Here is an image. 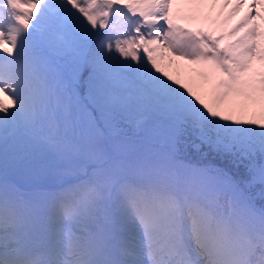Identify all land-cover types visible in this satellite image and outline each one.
I'll return each mask as SVG.
<instances>
[{
    "label": "snow or ice",
    "instance_id": "6c2138e0",
    "mask_svg": "<svg viewBox=\"0 0 264 264\" xmlns=\"http://www.w3.org/2000/svg\"><path fill=\"white\" fill-rule=\"evenodd\" d=\"M0 264H264V0H0Z\"/></svg>",
    "mask_w": 264,
    "mask_h": 264
},
{
    "label": "bare ground",
    "instance_id": "6f19581e",
    "mask_svg": "<svg viewBox=\"0 0 264 264\" xmlns=\"http://www.w3.org/2000/svg\"><path fill=\"white\" fill-rule=\"evenodd\" d=\"M233 2H234V0H233ZM246 2H250V0H246ZM224 10H225V12H223V15H221V16L216 15V13L220 11L219 7H217L216 11L213 12L212 17L214 19L212 21L216 22V19H217L218 20L217 23L214 24V22H213V24H211L212 22L208 21V23L213 27V33L218 32V35L222 34L226 30V26H227L226 22H230L232 20H234V22H237L241 18V16L244 14L243 9H242L240 12L235 13V16L233 18H231V19L227 18L226 19V17H227L226 11L231 12V6H229V8L223 9V11ZM203 11H204V13H207L208 9L205 8ZM226 40H227V37H226ZM181 64H186V62H181ZM182 69H184V68H182Z\"/></svg>",
    "mask_w": 264,
    "mask_h": 264
},
{
    "label": "rangeland",
    "instance_id": "374dc122",
    "mask_svg": "<svg viewBox=\"0 0 264 264\" xmlns=\"http://www.w3.org/2000/svg\"><path fill=\"white\" fill-rule=\"evenodd\" d=\"M223 12H225V11H223ZM205 14H207V13H205ZM213 19H214V18L212 17V20H213ZM207 22H208V20L197 19V20H195L194 22H192L191 24H189V25H187V26L192 27L193 29H195V28H203L204 25H205ZM217 22H218V20L216 19V22L214 21V24L217 23ZM181 23H183V21H181ZM211 24H213V22H212ZM230 24L232 25V23H229V25H230ZM205 29H207L208 31L213 30L212 27H211L210 25H206V26H205ZM214 34H215V33H214ZM222 43H223V42H222ZM168 70L171 71V72H173V73H177V72H179L181 75H184V74H185V71H186V69H182V68L177 69L175 66L169 68Z\"/></svg>",
    "mask_w": 264,
    "mask_h": 264
}]
</instances>
